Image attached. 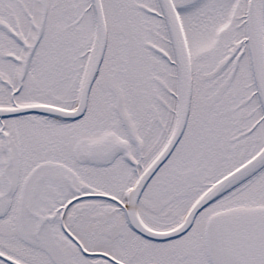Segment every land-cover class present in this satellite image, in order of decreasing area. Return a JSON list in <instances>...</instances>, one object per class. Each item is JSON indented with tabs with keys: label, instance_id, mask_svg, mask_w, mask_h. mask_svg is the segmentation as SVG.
<instances>
[{
	"label": "snow or ice",
	"instance_id": "6c2138e0",
	"mask_svg": "<svg viewBox=\"0 0 264 264\" xmlns=\"http://www.w3.org/2000/svg\"><path fill=\"white\" fill-rule=\"evenodd\" d=\"M0 264H264V0H0Z\"/></svg>",
	"mask_w": 264,
	"mask_h": 264
}]
</instances>
